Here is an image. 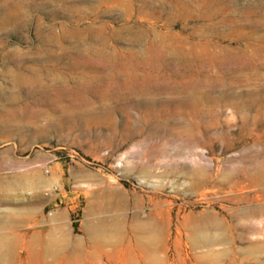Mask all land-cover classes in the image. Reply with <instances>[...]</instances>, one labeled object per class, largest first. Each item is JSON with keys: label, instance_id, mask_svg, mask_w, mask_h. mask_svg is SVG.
I'll use <instances>...</instances> for the list:
<instances>
[{"label": "rangeland", "instance_id": "rangeland-1", "mask_svg": "<svg viewBox=\"0 0 264 264\" xmlns=\"http://www.w3.org/2000/svg\"><path fill=\"white\" fill-rule=\"evenodd\" d=\"M254 212L264 0H0V264H264Z\"/></svg>", "mask_w": 264, "mask_h": 264}, {"label": "bare ground", "instance_id": "bare-ground-1", "mask_svg": "<svg viewBox=\"0 0 264 264\" xmlns=\"http://www.w3.org/2000/svg\"><path fill=\"white\" fill-rule=\"evenodd\" d=\"M252 212V211H251ZM251 216H257V217H260V216H263L264 215V212H254V213H251L250 214ZM145 227V229H150V231L151 230H153L155 227H156V224L155 223H153V222H151V223H148V224H146V225H144ZM148 227V228H147ZM87 232L88 233H90V234H93L95 237H96V240H97V242H102L103 243V241H105V239L103 240L102 239V236L101 235H104V234H101V231L98 229V228H95V227H89L88 229H87ZM104 237V236H103ZM193 242L195 243V244H204V245H210V244H212V240H210V239H208V238H202V239H200V240H197L196 238H193ZM149 246V245H148ZM149 248V247H148ZM138 250H141L142 248H140V247H138L137 248ZM136 249V250H137ZM137 250V251H138ZM251 250L252 251H257V252H259V253H262V254H264V244L263 245H259L258 243L257 244H254L252 247H251ZM139 252V251H138ZM49 254V253H48ZM53 255V254H52ZM52 255H50L51 257H52ZM53 256H55V254L53 255ZM0 260H1V257H0ZM39 261L41 260L40 258L38 259ZM38 261V262H39ZM67 262V261H66ZM150 264V263H149Z\"/></svg>", "mask_w": 264, "mask_h": 264}]
</instances>
